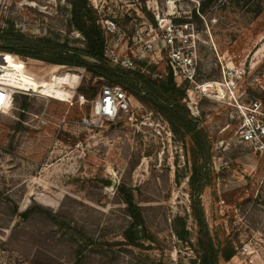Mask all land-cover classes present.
<instances>
[{
  "label": "rangeland",
  "instance_id": "obj_1",
  "mask_svg": "<svg viewBox=\"0 0 264 264\" xmlns=\"http://www.w3.org/2000/svg\"><path fill=\"white\" fill-rule=\"evenodd\" d=\"M70 1L0 0V31L9 21L27 38L83 49ZM89 1L119 27L109 54L135 58L125 69L105 56L112 67L156 80L172 71L176 84L172 49L193 55L182 103L207 135L208 156L197 158L191 135L175 133L144 92L123 88L129 111L103 120L93 110L101 88L121 85L0 51V84L22 89L0 110V264H201L193 206L201 166L205 223L215 243L235 248L219 264H264V150L235 135L239 105L258 100L264 110V0ZM206 83L222 92L202 91ZM123 192L142 215L134 241L124 235L133 220Z\"/></svg>",
  "mask_w": 264,
  "mask_h": 264
},
{
  "label": "trees",
  "instance_id": "obj_2",
  "mask_svg": "<svg viewBox=\"0 0 264 264\" xmlns=\"http://www.w3.org/2000/svg\"><path fill=\"white\" fill-rule=\"evenodd\" d=\"M70 3V23L83 35L85 48L65 50L63 45L54 46L50 43H44V40L41 39L35 41L18 33L14 28V24L8 21L9 26L0 31V51L55 63L80 66L94 75L103 76L109 81L121 85L122 89L125 88L131 93L140 94L144 92L145 97L152 102L154 108L166 117L175 133L183 131L185 134L191 135L195 156L206 159L209 152L207 135L200 126L199 120L192 118L188 109L182 103L185 88L175 84L172 71L168 73L166 80H156L140 71L133 72L112 67L104 54L105 38L100 27V17L97 11L91 6L89 0H71ZM45 52L52 53L55 56H46ZM195 174L197 180L193 181V184L199 194L201 182L206 176V166L196 169ZM121 194L126 203L128 214L133 220L124 235L129 241H134L136 239L134 228L137 226V230H139L142 224L140 207L134 203L132 193L123 192ZM198 194L193 197V206L200 227L197 240L200 262L201 264H219L220 258L229 262L235 255V248L230 241L224 243L221 240L217 243L213 241L205 223ZM182 231L186 233L184 229ZM183 233L176 229V234L180 239H186Z\"/></svg>",
  "mask_w": 264,
  "mask_h": 264
},
{
  "label": "built area",
  "instance_id": "obj_3",
  "mask_svg": "<svg viewBox=\"0 0 264 264\" xmlns=\"http://www.w3.org/2000/svg\"><path fill=\"white\" fill-rule=\"evenodd\" d=\"M99 23L105 38V56L109 57L114 64L122 68L135 69V58L128 57L127 55L123 56L116 50H112L109 54V46L111 42H114L113 40L115 36L119 34V27L116 20L113 18H102L99 20ZM168 33H174L172 25L168 27ZM152 49L153 44L151 43L147 44L144 48V50L148 51H152ZM170 59L177 86H181L183 82L187 80L194 82L196 60L192 54H185L184 52L173 48L170 53ZM19 90L22 89L7 87L0 84V110H2L11 100L13 92H18ZM193 93V90H188L187 97L185 98V101H187V105L191 110L193 109ZM187 99H190V102H188ZM97 104H99V108L95 110ZM238 109L241 114V121L235 131L237 140L240 143L254 146L258 150L263 151L264 110L262 108L261 102L255 100L248 104H241L238 106ZM93 110L96 111V114L101 119L114 121L129 111V99L121 86L105 84L101 88L98 99L94 102ZM248 252L249 248L243 247L242 251L239 253L245 254Z\"/></svg>",
  "mask_w": 264,
  "mask_h": 264
},
{
  "label": "bare ground",
  "instance_id": "obj_4",
  "mask_svg": "<svg viewBox=\"0 0 264 264\" xmlns=\"http://www.w3.org/2000/svg\"><path fill=\"white\" fill-rule=\"evenodd\" d=\"M1 85H5V84H1ZM215 85L217 86L216 91L222 92V89L218 86L219 84H217V83H206V84H204L202 86L203 91L210 92L215 87ZM5 86H7V85H5ZM7 87H10V86H7ZM12 88H14V87H12ZM17 89H19V88H17ZM212 92H213V90H212ZM98 108H99V104L96 105L95 110Z\"/></svg>",
  "mask_w": 264,
  "mask_h": 264
}]
</instances>
